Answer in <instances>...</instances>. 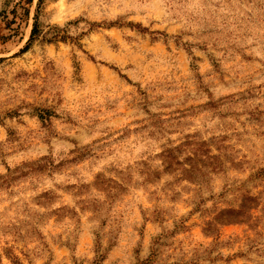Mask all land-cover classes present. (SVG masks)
Masks as SVG:
<instances>
[{
  "label": "rangeland",
  "instance_id": "obj_1",
  "mask_svg": "<svg viewBox=\"0 0 264 264\" xmlns=\"http://www.w3.org/2000/svg\"><path fill=\"white\" fill-rule=\"evenodd\" d=\"M0 264H264V0H0Z\"/></svg>",
  "mask_w": 264,
  "mask_h": 264
},
{
  "label": "trees",
  "instance_id": "obj_2",
  "mask_svg": "<svg viewBox=\"0 0 264 264\" xmlns=\"http://www.w3.org/2000/svg\"><path fill=\"white\" fill-rule=\"evenodd\" d=\"M43 0H39L41 3ZM39 35V20L38 16L36 15L33 22V27L30 33V39L29 41H33L37 36ZM27 47V46H26ZM168 157L166 156V160ZM171 162V161H170ZM253 197L250 195L243 196L242 205L240 209L235 208H228L225 210H222L221 213L218 215V217L222 218L223 223H231V222H239L242 221L246 216H248L249 207L245 210L242 207L245 206L244 203L248 201H253Z\"/></svg>",
  "mask_w": 264,
  "mask_h": 264
}]
</instances>
